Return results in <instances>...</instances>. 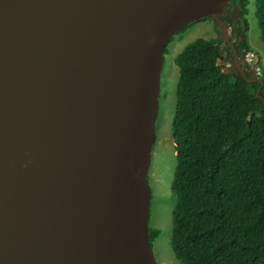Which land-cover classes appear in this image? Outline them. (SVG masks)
Returning a JSON list of instances; mask_svg holds the SVG:
<instances>
[{
  "label": "water",
  "instance_id": "1",
  "mask_svg": "<svg viewBox=\"0 0 264 264\" xmlns=\"http://www.w3.org/2000/svg\"><path fill=\"white\" fill-rule=\"evenodd\" d=\"M239 9L0 0V264H158L149 169L166 49L207 16L244 26Z\"/></svg>",
  "mask_w": 264,
  "mask_h": 264
},
{
  "label": "trees",
  "instance_id": "2",
  "mask_svg": "<svg viewBox=\"0 0 264 264\" xmlns=\"http://www.w3.org/2000/svg\"><path fill=\"white\" fill-rule=\"evenodd\" d=\"M236 4L245 22L230 20L238 24L233 44L240 56L250 50V0ZM255 4L264 43V0ZM223 42L199 38L175 58L172 248L181 264H264V69L261 77L237 66L223 70L216 49ZM149 234L154 247L161 230L150 225Z\"/></svg>",
  "mask_w": 264,
  "mask_h": 264
},
{
  "label": "rangeland",
  "instance_id": "3",
  "mask_svg": "<svg viewBox=\"0 0 264 264\" xmlns=\"http://www.w3.org/2000/svg\"><path fill=\"white\" fill-rule=\"evenodd\" d=\"M256 0H250L248 43L250 50L238 56L237 62L244 71H254L258 77L263 75L264 43L260 39V28L256 16ZM230 23L229 18H223ZM237 27L238 24H235ZM234 25L217 28L213 19H203L183 33L175 35L168 44L165 54V64L161 77L160 109L156 122L157 139L152 150V161L149 169V179L152 187L150 225L161 230V235L154 244V252L158 264H181L172 248L173 211L177 203V196L172 191L176 167L177 151L173 137V119L177 105V85L179 69L175 63L176 56L191 42L199 38L223 39L236 42ZM223 42V43H224ZM227 48H231L229 45ZM232 49V48H231ZM233 50V49H232ZM223 70H231L236 65L233 55L226 51L219 58ZM260 79V78H258Z\"/></svg>",
  "mask_w": 264,
  "mask_h": 264
},
{
  "label": "built area",
  "instance_id": "4",
  "mask_svg": "<svg viewBox=\"0 0 264 264\" xmlns=\"http://www.w3.org/2000/svg\"><path fill=\"white\" fill-rule=\"evenodd\" d=\"M235 15L236 16H239V15H241V7H240V9L239 10H235ZM224 21V20H223ZM225 23L223 24V23H221V22H219V21H216V20H214V23H215V25L217 26V28H225V27H228V26H230V24L229 23H227L226 21H224ZM224 44V48H227L228 47V45L230 46V44L228 43V42H224L223 43Z\"/></svg>",
  "mask_w": 264,
  "mask_h": 264
},
{
  "label": "flooded vegetation",
  "instance_id": "5",
  "mask_svg": "<svg viewBox=\"0 0 264 264\" xmlns=\"http://www.w3.org/2000/svg\"><path fill=\"white\" fill-rule=\"evenodd\" d=\"M240 16V15H239ZM225 18H229V17H225ZM230 19V18H229ZM231 20V19H230ZM237 21H239L238 19H237ZM230 25H232V24H230ZM228 42V41H227ZM229 43V42H228ZM224 48V47H223Z\"/></svg>",
  "mask_w": 264,
  "mask_h": 264
}]
</instances>
